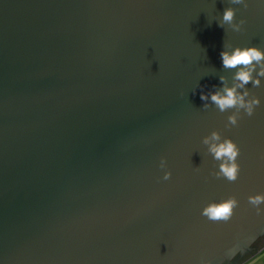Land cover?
<instances>
[{
	"label": "water",
	"instance_id": "95a60500",
	"mask_svg": "<svg viewBox=\"0 0 264 264\" xmlns=\"http://www.w3.org/2000/svg\"><path fill=\"white\" fill-rule=\"evenodd\" d=\"M246 3L0 0V264H245L257 254L264 213L248 198L264 195L259 67L261 87L237 88L261 100L254 116L211 99L239 83L222 51L264 50V0ZM229 8L236 19L224 22ZM229 138L241 149L236 182L214 175L225 161L210 150ZM232 196L229 222L202 215Z\"/></svg>",
	"mask_w": 264,
	"mask_h": 264
},
{
	"label": "clouds",
	"instance_id": "9594fccd",
	"mask_svg": "<svg viewBox=\"0 0 264 264\" xmlns=\"http://www.w3.org/2000/svg\"><path fill=\"white\" fill-rule=\"evenodd\" d=\"M233 4H242L245 9L248 8L246 0H231ZM237 10L231 8L226 9L223 14L224 22H232L236 19ZM246 21L244 19L239 20L235 25L236 32L244 31V25ZM219 27L223 28V23L219 24ZM220 56L223 61V65L226 68L237 69L235 80L239 83L232 89H225L226 95L221 96L220 93H214L211 95V99L216 103L221 111L226 110L230 107L239 105L240 108L244 109L248 117L255 115L256 109L261 105V100L258 97H254L251 100L245 102V96L249 95L246 90L242 95L237 93V88L244 89L248 84H252L253 87H261V80L254 79L253 73H257V67H259L258 76L264 77V50L258 47H237L231 54L222 51ZM223 83V78H221ZM201 100H207L208 97L205 94H201ZM207 107V105H205ZM230 124L238 126V120L235 115L230 116ZM211 139L219 140L220 136L218 133L213 132ZM208 143L206 139L204 141ZM217 160L223 159L225 162L220 165V172L214 173L217 178H226L229 182H236L240 177L241 167L237 163L238 157L241 155L240 147L232 140L226 139L224 143L219 145H213L210 149ZM165 166V161H161V167ZM172 176L171 172H168L164 176V180H170ZM250 204L256 207L257 215L264 213V209H260L259 205L264 204V195L250 196L248 198ZM239 207V200L232 196L220 203H211L202 212L203 216H206L212 222H224L227 223L234 216V209ZM248 264H264V251L258 256L250 258Z\"/></svg>",
	"mask_w": 264,
	"mask_h": 264
},
{
	"label": "rangeland",
	"instance_id": "374dc122",
	"mask_svg": "<svg viewBox=\"0 0 264 264\" xmlns=\"http://www.w3.org/2000/svg\"><path fill=\"white\" fill-rule=\"evenodd\" d=\"M262 251H264V246H263L259 251H257V254H256L255 256H253V257L258 256ZM253 257H252V258H253ZM248 262H249V261H247L245 264H248Z\"/></svg>",
	"mask_w": 264,
	"mask_h": 264
}]
</instances>
